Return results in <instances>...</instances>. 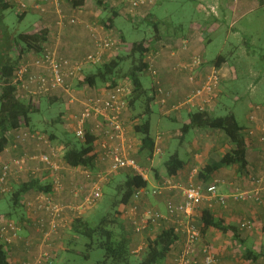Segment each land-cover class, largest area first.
I'll return each mask as SVG.
<instances>
[{"label": "crops", "instance_id": "1", "mask_svg": "<svg viewBox=\"0 0 264 264\" xmlns=\"http://www.w3.org/2000/svg\"><path fill=\"white\" fill-rule=\"evenodd\" d=\"M157 1L159 0H156V2ZM26 2L30 7L26 12L21 14V16L27 14V12L34 13L35 15L38 14L45 24L53 26V30H51L50 26L48 27L51 31L50 37H48V44L55 46L61 57L72 59H80L94 50V32H97L99 35L112 32L113 28L105 30V25L100 24L104 22V18L107 16V13H109V10H111L113 15H118V17H120L121 14L123 15L124 12L119 5H111V0H67L61 3V9L63 13L65 12L64 15L67 18H76L79 21V24L72 26L65 25L67 26V30H64L63 32L60 31L58 37H55L58 28L56 26L58 16L53 4L44 3L43 7L46 8V11L41 12L34 7L37 0H26ZM41 3H43V1ZM193 3L196 5L195 14L187 28H184L183 25H180L179 28H175L174 26H168L163 19H155V24L159 25L158 34L163 37L162 41H166V39L177 41L176 47H171V50L168 51L166 55H164L163 52L160 53V51H158L156 52L157 56H155V59H152V65L158 72V80L161 82V86L172 93V97L166 108L159 104L158 98H156L154 102V104H157L158 109L155 110L152 108V114L157 113V119L155 121L157 132L156 135L153 136L156 142L158 136L162 137L159 141V145L157 143L161 149V153L153 154V156L150 157L142 152V141L135 131V126L139 125L141 120L136 118L135 112H132L131 109H129L123 117L126 134L122 140L117 142L120 151L128 157L134 158L140 166L143 162L144 166L149 163L150 167L154 168V175H150V177L148 176V189L161 187L167 182V187L163 188L159 195L155 197L149 195L140 201V211L151 208L160 211L163 215H167V203H180L183 201V190L196 178L199 168H202L205 165L206 160L209 159L210 153L204 157L202 151V154L198 153V146H192L193 148L191 149V152L187 153L188 159H182L185 162L184 167L179 170L176 175L172 177L166 176L164 166L166 158L164 157V154L169 151V142L166 138H169L171 133H164V136L159 134L158 129L162 127L161 119L170 117L166 113V109L184 101L194 88L200 84V81L205 78L212 66H217V62L221 61L222 57H224V60L221 62L222 66L220 69L223 73L224 80V74L226 72L225 68L228 66L229 61L222 54H218L215 58L210 57L207 49L212 43H214V37L218 34L223 35V46L232 44L233 37H238L239 33V29H237L236 26L237 22L244 17L247 12H250L257 6L256 0H193ZM148 9H150V7L139 9L137 14H141V17L144 18L147 14L145 12ZM25 19L26 18H24V20ZM94 23L100 25L94 27ZM112 26H115L114 20L112 21ZM185 43L188 44L187 49L183 48V44ZM119 49L121 48L117 46L115 51ZM119 53V51L116 53L113 52L111 55L112 57L109 58H115L119 56ZM108 55L109 53L107 56ZM196 55L203 57L204 64L198 69L199 77L197 78V83L192 85L187 74L184 73V71L181 72L177 70V67L190 62L191 58ZM36 56L38 55L29 54L25 59L34 58ZM89 66L94 65H87L84 67L82 79L71 81L70 91L58 89L51 95L42 98L43 100L41 101H43L44 105L53 111H59L57 116L53 115L52 118L47 119L44 124L52 130V132L48 134L44 133L49 138L47 140L48 142L40 144L33 140H27L18 143L17 148H14L15 132H13L11 147L0 155V160H11L23 155L54 153L55 159L61 167H63L61 177L64 185V189L60 193L55 194V199L66 205H69L67 203L76 204L78 201L82 200L87 194L88 188H91L93 186L92 183L96 181L95 174L102 171L103 167L109 168L110 164L108 161L105 163L101 161L102 155L98 150H95L96 166L92 170L85 167L72 168L61 163L64 162V155L68 146L70 144L80 143L78 141L79 139L73 138V134L75 135V129L77 126L76 117L82 113L84 101L91 96H96L99 93L107 91L106 85L101 83L97 86H91L84 83L86 76L89 74L88 72H91L89 71ZM152 78L153 85H155V79L153 76ZM58 105L62 106L59 107ZM256 107L261 106L256 104ZM256 112L257 124H254L259 131H256L255 138L250 140L251 143L249 144L247 153L246 169L240 171L237 166L222 168L215 174L212 181L207 184H201L207 188L217 182L218 195L225 197V204H221L217 199H211L209 195L206 194L201 206L193 212L192 221L200 229L201 233V230L205 228L203 214L204 212H207L213 220L223 223L227 228V231L224 232L212 227L205 229L200 236L196 263L193 262L191 264H203L204 257L201 250L204 246H210L217 253L221 264H264V202L260 204L253 199L240 201L235 198L236 194L240 192H248L252 194L257 192L264 199V181L262 180L264 179V147L259 142L260 131L264 126V107ZM190 113L191 111L188 108L181 109L177 113H173L174 121L179 122L183 127L189 125ZM142 120H144V118ZM151 120L150 115L152 129ZM32 122L28 128L43 133V131H41L42 129L35 128V125ZM93 123L94 121H90L88 127H91ZM56 124H60L65 132L67 131V133H64L65 136L66 134H69L68 131L71 132L75 143H71L72 141L70 140L72 139H62L56 133L60 130L55 126ZM255 126H251L248 130ZM191 130L192 132L196 131V129ZM246 132L247 130L244 131L245 137L248 139ZM178 134L182 135V132L179 130ZM231 149L232 147H229L222 156ZM176 153L179 154L175 151L174 154ZM146 160L148 162H146ZM86 171L93 173L91 178L93 180L86 177ZM110 176H107V180L104 181L106 184L113 180L110 179ZM42 179L49 183L52 181V178L46 174ZM119 180L121 182L123 181L122 179ZM17 181L19 180L13 179L11 184L13 185L14 182ZM101 185L103 188H106L104 186H107L104 183ZM75 188L81 190L78 197L73 194ZM36 193L37 192L30 191L24 195V200L34 197ZM134 202L135 200L133 199L130 204H133ZM21 209L22 212L20 215H13V213L10 212L8 216V219L14 218V221L18 222L22 229L21 241L8 249L10 255L9 264H24L27 261L32 263L35 258L44 252L51 253L52 261L50 260L49 264H60V256L62 251L66 249L64 246V239L69 233V225L73 219L66 229H62L58 235H52L50 243L44 244L43 234L35 227L33 217L27 214L24 207H21ZM119 210L122 212L120 218L131 239V247L134 254H140L143 251L148 237L153 236L163 228L175 227L177 225L175 219H165L160 221L157 225L150 226L142 233H137L132 223L126 218V206H121ZM1 215L2 213H0V216ZM71 216H74V214H71ZM248 219L253 221V227L249 230H241V223ZM28 244L30 246H28ZM183 250L184 236L183 234H180L179 241L172 246L168 257L161 264H178L177 261L181 257ZM250 252L253 254H250Z\"/></svg>", "mask_w": 264, "mask_h": 264}, {"label": "built area", "instance_id": "2", "mask_svg": "<svg viewBox=\"0 0 264 264\" xmlns=\"http://www.w3.org/2000/svg\"><path fill=\"white\" fill-rule=\"evenodd\" d=\"M43 1V3H41ZM67 0H37L35 8L45 12L43 4L52 3L58 16L57 25H77L79 21L76 18H67L62 9L61 3ZM117 1L119 5L125 7L130 14H135L139 9L149 8L155 0H111ZM18 12L23 14L29 9V5L23 0H15ZM94 50L80 59L64 58L59 55V51L51 44H45L40 56L24 59L16 71L13 82L17 88V96L27 101H36L47 97L58 89L70 91L71 81L82 79L84 67L87 65H99L106 61L108 52L119 45L118 41L110 37H101L97 32L93 34ZM188 44H183L187 49ZM150 73L155 79V87L158 93V102L165 108L169 103L172 93L161 86L158 80V72L152 65V59L149 57ZM204 64V59L200 55L193 56L190 62L180 65L177 70L184 71L192 84L197 83L198 69ZM223 80V73L217 66H212L205 78L200 84L187 96V98L166 109L170 116L181 109L188 108L191 112L210 113L217 102L218 91ZM132 93L131 85L121 83L107 91L91 96L84 101L82 113L76 117L75 136L84 141L88 135L94 137V149L102 155L101 161L109 162L108 172L100 171L95 174L96 181L93 186L88 188L87 194L82 198L79 204L66 205L55 199V194L64 189L61 171L63 167L55 159V154L39 153L33 155H23L11 160H0V199L11 191V182L17 179L20 182H26L29 179L43 180L45 174L52 178V192L36 193L34 197L23 199V204L27 209L28 215L33 217L35 227L43 234V243L48 244L52 235H58L63 229H66L71 220L82 216L87 209L92 207L102 195L101 184L107 180V176L120 170L129 169L143 176L148 180L147 170L142 168L132 157L124 155L117 142L122 140L126 134L125 122L123 117L129 110L130 96ZM259 107L251 113V122L257 124V112ZM94 121L91 127L88 123ZM257 127L247 131L249 141L255 138ZM161 136L157 137L154 154H160L159 141ZM27 140H33L37 143H47L48 138L45 134L38 131H32L29 128L21 129L15 138V147L18 143ZM259 142L264 147V126L260 131ZM158 143V145H157ZM86 177L90 180L93 173L86 171ZM95 179V178H94ZM264 181V179H262ZM217 182L205 188L196 184L193 180L183 190V201L180 203L168 202L166 206L167 215L151 208L140 211L139 203L147 196H157L163 188L167 187V182L161 187L154 189L142 188L134 195L135 202L126 206V218L132 223L137 233H142L152 225H157L165 219H175V232L184 236V250L177 261L178 264L196 263L198 244L200 240V229L192 221L193 212L198 209L205 199L206 194L211 199H217L221 204H225V197L218 195ZM83 189V188H82ZM81 190L75 188L73 194L78 197ZM259 193L240 192L236 194L237 200L248 201L255 198L260 204ZM74 214V216H71ZM73 222V221H72ZM71 222V224H72ZM71 224L69 226H71ZM241 230H249L253 227L251 219L244 220ZM21 226L9 219H0V241L6 246L12 247L21 241ZM28 246H30L28 244ZM204 257L203 264H221L217 253L210 247L202 248ZM51 255L42 253L35 258L34 263L25 262L24 264H43L50 263Z\"/></svg>", "mask_w": 264, "mask_h": 264}, {"label": "trees", "instance_id": "3", "mask_svg": "<svg viewBox=\"0 0 264 264\" xmlns=\"http://www.w3.org/2000/svg\"><path fill=\"white\" fill-rule=\"evenodd\" d=\"M15 7L17 8L15 0H0V25L5 21V13ZM117 17L118 15H114V18ZM20 20H22L21 15ZM109 21L112 23L113 19ZM158 26V24L154 25V43L163 40V37L158 34ZM4 30L8 34V39L2 40L3 43L0 46V155L11 147L12 133L15 132L16 138V134L21 129L30 126L32 116L38 112L37 104L17 96L13 77L21 62L29 54H37L38 56L42 54L50 34L48 29L34 33H10L8 29ZM121 42H123L122 39ZM150 46L153 44L148 45L145 40L131 44L125 57L117 56L102 64L94 65L95 68L86 76L84 83L91 86H97L101 83L106 85L107 89L121 83H130L132 93L129 99V109L136 112L143 107L144 110L140 116L145 118L143 122L135 126V131L142 141L141 151L152 157L155 152L156 140L152 134L150 115L153 112L152 106L158 98V93L155 85L152 86V89H148L142 81V76L150 70ZM222 60L224 57L217 62L218 68L222 66ZM127 63L129 64L128 69H125L124 65ZM189 118V125L183 127L184 133L197 128L220 130L226 134L232 144V149L224 156L218 158L211 156L207 163L199 168L196 181H194L196 184H207L212 181L215 174L222 168L237 166L240 171L246 169L247 153L251 141L245 137L244 127L237 121L234 113L230 112L223 116H217L211 113L191 112ZM94 140V137L88 135L84 141L78 144H70L64 155L65 164L72 168L94 169L96 166ZM184 165L185 162L179 154L170 155L164 165L166 176L176 175ZM118 173V178L107 184L105 197L114 193L112 205L107 215L102 217L96 225L85 217H77L73 220L69 232L86 240L85 257L87 259L90 251L100 248L105 253L103 264H161L168 257L172 246L179 241V235L173 227L163 228L147 238L140 254L133 253L131 239L120 218L121 211L119 208L128 206L138 190L148 188V180L132 170H120ZM120 178L123 179L122 182L119 180ZM15 189L12 194L13 204L20 208L23 206L24 195L30 191L46 194L52 192L49 182L33 179L21 182ZM203 222H205V228L201 230V234L205 229L211 227L224 232L227 231L223 223L213 220L207 212L203 214ZM69 247L70 245H67V250ZM9 248L11 247L0 241V264H9ZM250 254L253 253L250 252Z\"/></svg>", "mask_w": 264, "mask_h": 264}, {"label": "rangeland", "instance_id": "4", "mask_svg": "<svg viewBox=\"0 0 264 264\" xmlns=\"http://www.w3.org/2000/svg\"><path fill=\"white\" fill-rule=\"evenodd\" d=\"M161 1L159 0L156 2L155 0L154 4L150 6V9L145 12L147 14L144 18L141 17V14H137L138 11L135 14H130L127 12V10H125V7L119 5L117 1H111V5H119L121 9H123V15L121 14L120 17L114 18L113 13L111 10H109V13H107V16L104 18V22L100 24L105 25V30L113 28V33L111 32L99 36L113 38L114 40L118 41V46L121 49L115 51L116 48H114L108 52L109 55H106V61L111 60L109 57H112L111 55L113 52L116 53L119 51V56L125 57L128 54L130 45L142 40H145L148 45L151 43L153 44V46H150L151 59H155V56H157L156 52L158 51H160V53L163 52V54L166 55V53L171 50V47H176L177 41L170 39H166V41H160L162 43H154L155 19H163L168 24V26H174L175 28H179L180 25H183L184 28H187L194 17L196 5L193 3V0ZM256 3V8L250 12H247V14L237 22L236 26L237 29H239V33L238 37H233L234 39L231 42L232 44L223 46V35L218 34L216 37H214V43H212L207 49L210 57L215 58L218 54H222L229 61L228 66L225 68L226 72L224 74V80L221 83L222 85L220 86L217 93V104L213 108L211 114L223 116L230 112L234 113L237 121L241 124V126L244 127V131H248V128L255 126L254 122H250L249 116L252 112H254L256 104L261 106L259 108L264 107V0H256ZM5 15L4 23L0 25V46L3 43L2 40L4 41L8 39V34L4 29H8L10 33H34L43 29H48L49 33L51 34V31L48 28L50 25L45 24L38 14L37 16L34 13L27 12V14L22 16V20H20V13L15 7L14 9L7 11ZM24 18L26 19L24 20ZM110 19L114 20V27L109 21ZM100 24L94 23V27H98ZM56 26L59 28L58 25ZM50 28L51 30L54 29L53 26H50ZM58 28L55 37H58V33L60 31L63 32L64 30H67V26H64L62 29L59 28L61 30ZM121 39L123 42H121ZM128 65V63L125 64L124 68L128 69ZM94 68V66H89V71L92 72ZM149 73L150 71L146 75L142 76V81L146 88L152 89L153 78L151 73ZM125 83L128 85L130 84L129 82ZM41 100L43 99L41 98L39 101H36L38 112L34 113L32 116V123H34L35 128L42 129L41 131H43V134H48L52 132V130L46 127L44 124L46 123V120L51 119L53 115L57 116L59 111L51 110L46 105H44L43 101ZM58 106L61 107L62 105ZM152 108L157 110V104H153ZM143 110L144 109L142 107L135 112L136 118H139L141 122H143L142 119L144 118L140 116L143 113ZM156 115L157 113L151 114L153 135H156L157 132L155 127V121L157 119ZM171 115L168 118L161 119L162 127L158 129L159 134H162L163 136L164 133H171L170 137L166 138L169 142V151L164 154L166 159H169L170 155H173L175 151H177L181 159L187 160V153L191 152V149L193 148L192 146H198V153L200 154L202 151L204 153V157L210 153L209 158L211 156L218 158L222 157L223 153L229 147H232V144L223 131L213 129H196L195 132H192L191 130L184 133L182 128L183 126H181L179 122L174 121V114ZM55 126L60 129L56 133L62 139H72L70 140L72 141L71 143H75L73 141V138H76L74 134L72 138L71 132L68 131L69 134H66L65 136L64 133H67V131L65 132L60 124H56ZM179 130L182 132V135L178 134ZM78 141L82 142L80 140ZM207 161L208 159L206 162ZM146 162L148 161L146 160ZM61 163L65 164V162ZM141 166L147 170V176L150 177V175H154V168H151L149 163L148 165H145V167L144 163L142 162ZM102 171L107 173L108 168L103 167ZM110 175L111 174L108 176ZM118 175L119 173H114L110 176V179H117ZM193 181H196V179ZM20 183L21 182L17 181L14 182L13 185L11 184L10 193L0 199V213H2L0 219H8L10 212L13 213V215L17 214V216L22 212L20 207H15L12 199V194ZM103 183L107 185L105 182ZM104 187L106 188H101L102 195L99 197L97 202L92 207L87 209L88 211L86 210L85 213L83 212L84 214L82 215V217L87 218L88 221L95 225L102 217L107 215V213L110 211L113 201L114 193H110L108 196H106L107 199H105L107 186ZM260 199L261 202H264L263 197H260ZM253 200L256 201L255 198H253ZM81 201L82 200L78 201L76 204H79ZM21 207L25 208L24 204ZM25 210L27 212L26 208ZM9 220L14 221L15 219L10 218ZM16 223L19 224L18 222ZM64 242L66 249L62 251L60 256V264H103L105 253L100 248H95L90 251L88 259L85 257L86 240L83 237L71 234L69 232L65 236ZM67 245H70L68 248L69 250H67ZM49 254L51 255V253ZM32 263H34V261ZM43 264L46 263L43 262Z\"/></svg>", "mask_w": 264, "mask_h": 264}]
</instances>
